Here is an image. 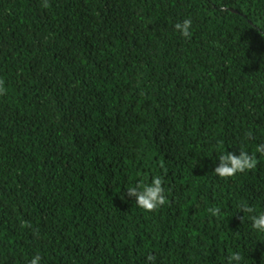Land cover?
Masks as SVG:
<instances>
[{"label": "trees", "instance_id": "obj_1", "mask_svg": "<svg viewBox=\"0 0 264 264\" xmlns=\"http://www.w3.org/2000/svg\"><path fill=\"white\" fill-rule=\"evenodd\" d=\"M48 2L0 0V264H264V0Z\"/></svg>", "mask_w": 264, "mask_h": 264}, {"label": "clouds", "instance_id": "obj_2", "mask_svg": "<svg viewBox=\"0 0 264 264\" xmlns=\"http://www.w3.org/2000/svg\"><path fill=\"white\" fill-rule=\"evenodd\" d=\"M42 6L48 8V0H42ZM174 28L184 38L191 37L192 20L190 18L184 19L182 22H178L174 25ZM7 95V89L4 86V81L0 79V96ZM246 135L251 137V133ZM256 152L264 156V143L257 145ZM219 165L215 167L214 173L221 179L232 178L238 173H245L256 168L258 163L254 154H249L243 148L239 150V153L226 152L218 157ZM163 178L161 176H154L150 184L141 185L138 184L135 187L127 188V195L134 198L136 205L148 213L156 212L159 208L163 207L168 201L165 194V188L163 187ZM238 208L243 213H253V208L246 204L238 205ZM213 217L221 216L222 210L219 206L207 209ZM243 218V217H242ZM252 228L260 233H264V213L252 215ZM25 227H31L27 222L24 223ZM42 257L39 254L34 255L28 264H41ZM244 257L239 252H233L228 256V264H240ZM148 260L154 262L155 257L149 255Z\"/></svg>", "mask_w": 264, "mask_h": 264}]
</instances>
